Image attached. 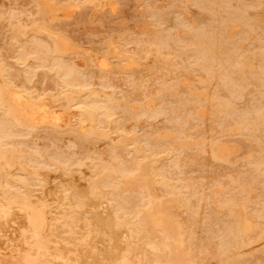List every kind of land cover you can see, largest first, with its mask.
Listing matches in <instances>:
<instances>
[{"label": "bare ground", "instance_id": "6f19581e", "mask_svg": "<svg viewBox=\"0 0 264 264\" xmlns=\"http://www.w3.org/2000/svg\"><path fill=\"white\" fill-rule=\"evenodd\" d=\"M126 1L0 0V264H264V0Z\"/></svg>", "mask_w": 264, "mask_h": 264}, {"label": "rangeland", "instance_id": "374dc122", "mask_svg": "<svg viewBox=\"0 0 264 264\" xmlns=\"http://www.w3.org/2000/svg\"><path fill=\"white\" fill-rule=\"evenodd\" d=\"M244 1L248 4L253 2V0H244ZM257 1L263 2V0H257ZM126 6H128L126 7L127 9L125 8V10H128L126 11V13L128 14H125L123 16L125 20L123 18H120V19H123L122 21L119 19V16H115V15L114 16L111 15L112 18H109L110 14L108 15L103 14L98 17H92L91 15L88 14V15H84L85 18H80L77 15L73 17H65L64 15L58 12L56 14L58 18L56 22L57 24H60V26L70 31L73 35L80 38V40H84V41L90 40V37L94 33H99V32L101 33L102 32H113L116 34L119 33L117 35L126 34L128 32L127 29L135 24H138L137 21H140V20L142 22H145L144 24L145 25L147 24L148 27H151V18L147 15V12L144 11L145 8L142 9L143 7L141 5H140L141 6V9H140L139 3L136 2V0H127ZM259 10L262 11V13L264 14L263 4H262V7L259 8ZM109 20L111 21V23ZM240 143L242 147L244 148L247 147V144L244 143L243 141H240L239 144Z\"/></svg>", "mask_w": 264, "mask_h": 264}]
</instances>
